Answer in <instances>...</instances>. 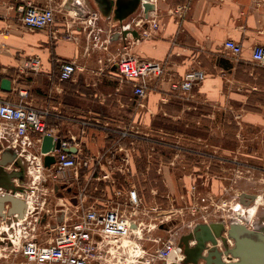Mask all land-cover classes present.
Wrapping results in <instances>:
<instances>
[{"label":"crops","instance_id":"crops-1","mask_svg":"<svg viewBox=\"0 0 264 264\" xmlns=\"http://www.w3.org/2000/svg\"><path fill=\"white\" fill-rule=\"evenodd\" d=\"M31 1L55 6L52 0ZM115 1L104 10L97 0H78L77 8L89 17L84 30L65 14H57L50 29L32 30L22 23L16 0H0V81L7 77L12 84L10 92L0 88V96H14L16 89L25 87L27 102L47 107L48 123L59 125L63 138L76 143L80 154H90L102 168L112 160L109 149L114 136L109 130L132 126L150 131L157 127L153 122L157 117L173 116L169 110H209L211 122L217 113L227 114L264 135V64L252 57L254 47L264 45V0H154L150 19L158 20L159 28L141 36L130 31L125 37L122 30L127 25L140 30L147 15L140 11L118 26ZM229 38L242 44L240 55L225 47ZM125 43L138 58L160 64L144 97L135 95L117 69L115 58ZM35 54L42 57L40 72L21 73L25 58ZM64 60L74 61L77 70L72 79L61 81L59 65ZM193 68L204 71L203 81L188 92L175 88ZM101 174L97 168L91 178L102 179ZM49 199L50 221L70 215L74 202L70 195L59 192ZM241 222L250 231L238 240L228 236L222 243L219 239L217 248L236 252L230 259L224 255L226 261L239 262L245 256L249 264H257L264 259V221L245 218ZM207 245L211 250L212 245Z\"/></svg>","mask_w":264,"mask_h":264},{"label":"built area","instance_id":"built-area-1","mask_svg":"<svg viewBox=\"0 0 264 264\" xmlns=\"http://www.w3.org/2000/svg\"><path fill=\"white\" fill-rule=\"evenodd\" d=\"M16 1V10L27 28L45 30L55 24L59 10L54 5L39 4L31 0ZM153 1L150 0L155 4ZM145 2L147 0H142L143 4ZM140 11H144L143 5ZM153 12L149 10V16L145 20L147 23L141 24L140 36L146 35L148 30L159 28V21L150 19V14ZM82 13L85 16V12ZM225 47L236 56L242 52V44L231 38L225 41ZM252 57L255 61L264 64L263 44L254 47ZM115 62L120 76L132 84L134 93L138 97L146 95L152 74L160 70L159 63L135 56L127 43L119 48ZM42 65V57L35 54L25 58L20 72L38 73ZM76 70L77 65L74 61H61L58 79L61 81L72 79ZM204 78L205 73L202 69L193 68L185 74L181 82L174 84V87L188 92ZM16 90L14 96H0V159L7 150L14 155V159L4 165V169L7 172L21 171L22 175L11 177L14 189L8 192L23 198L27 203V210L25 215L20 217L17 212L9 213L10 206L8 203L5 205V215L0 216V232L4 235L0 237L1 242H6L12 251L21 252L28 262L35 264L182 263L185 253L179 240L183 234L178 238H154L152 241L158 243L154 248L144 246L140 240L144 228L138 208L142 200L136 186L129 179L131 176L128 173L133 174L123 170L127 168L130 153L118 143L116 147H121L120 152L109 149L112 160L106 162L107 164L113 161L121 172L124 171L123 182L128 187L124 189L114 187L109 199L104 201L97 203L91 200L92 194L86 189V181L83 179H92L91 176L99 168V171H103L102 179H95L109 180L115 185L117 178L111 174V169H107L106 164L102 168L99 161L93 163L90 154L85 152L80 154L76 143L63 138L59 125L52 126L48 123L51 111L47 107L37 108L29 104L26 100L29 93L25 87ZM136 132L138 130L132 126H120L109 130V134L117 137L135 136ZM46 135L53 136L55 142L60 139V147L43 152L42 143ZM71 148L75 150L71 151ZM48 154L55 156V161L49 166L44 163V158ZM6 192V188L0 187L1 195ZM59 192L61 195H70L74 201L71 204L73 210L69 216L62 219L56 216L50 221L46 214L50 210L45 204L49 196L57 197ZM58 207L60 211L65 209L62 208L64 205ZM246 207L242 205L241 210L232 219L241 221L247 219ZM43 210L45 213L43 219H40ZM29 217H34L36 222L47 219L46 222L51 229L47 241H42L36 234L25 235L22 241L18 239L16 227L25 226ZM159 226L167 231L171 230V227L163 222H160ZM173 253L175 258L171 257Z\"/></svg>","mask_w":264,"mask_h":264},{"label":"rangeland","instance_id":"rangeland-1","mask_svg":"<svg viewBox=\"0 0 264 264\" xmlns=\"http://www.w3.org/2000/svg\"><path fill=\"white\" fill-rule=\"evenodd\" d=\"M53 4L59 10L57 14L75 20L83 30L89 25V18L77 8L78 0H53ZM181 113L186 116H177ZM208 113L209 110H169L173 116L157 117L153 121L155 129L137 128L136 135L130 137L114 135L110 149L120 152L121 147H116L119 143L131 156L123 170L133 174L128 173L129 179L142 200L138 208L144 228L140 240L146 247L158 244L152 241L154 238H178L198 222L232 219L244 205L240 202L243 193L255 195L246 208L247 218L264 221L263 133L223 113H217L211 122ZM106 165L117 178L115 185L109 180L83 179L91 200L97 203L109 199L114 187H128L123 182L125 173L117 164L111 161ZM259 195L262 200L255 203ZM45 205H51L49 197ZM47 209L50 217L53 210ZM44 213L43 210L40 219ZM46 221L36 222L29 217L25 226L16 227L18 239L36 234L47 241L51 229ZM160 222L171 230L161 228ZM1 241L0 238V264H35Z\"/></svg>","mask_w":264,"mask_h":264},{"label":"water","instance_id":"water-1","mask_svg":"<svg viewBox=\"0 0 264 264\" xmlns=\"http://www.w3.org/2000/svg\"><path fill=\"white\" fill-rule=\"evenodd\" d=\"M100 2L102 7H108L109 9L112 8L114 1L113 0H97ZM133 2L132 6L137 10L139 7L144 6V11L149 16V10L155 9V4L151 3L150 0H147L144 4L142 0H118L117 5L120 7V11L126 6V2ZM128 8L131 7L130 3L128 4ZM127 8V7H126ZM134 10L133 8L130 9V12ZM129 12V13H130ZM103 13V12H102ZM128 13V14H129ZM103 15H105L103 13ZM126 16H118L115 20V24L118 26H124V22L126 20ZM132 32L134 36L140 35V30L134 28H127L122 30L121 34L122 37L128 34V32ZM0 88L5 91L11 90V79L3 78L0 81ZM61 145V140L57 139L54 141L53 136L46 135L43 138L42 143V151L48 152L53 150L54 148H58ZM75 148H71V151H74ZM14 159V155L10 153V151H5L3 153L2 159H0V187H4L7 189L6 194H0V214L5 215L3 212V208L7 202L12 204V207L8 209L9 213H19L20 217L25 215L27 210V203L23 198L17 197L14 194L8 192L10 189H14V185L11 182V177L14 175L21 176L22 172H7L4 169V165ZM55 161V156L53 155H46L44 158L45 165L49 166ZM255 199V195L251 193H243L240 195V202L246 206L251 205L253 200ZM250 230L246 227L244 223H242L239 219H232L229 221V228H226V221L225 220H213L210 222H199L193 228L192 231L183 234L180 237L179 243L182 245L184 249V253L186 255L185 260L182 263H174V264H200L201 261L205 262L204 264H249L248 259L243 256L242 261L239 262H232L231 260L226 261L223 259L224 255H228L230 259L231 254H236L235 251L226 250L224 251L222 248H217L219 239L222 240L224 243L227 240V237H234L237 240L239 239L240 234L244 232H249ZM227 233V236L224 233ZM191 240H195V244L192 246L190 244ZM207 244L212 245L211 250H209V246ZM207 254H205V251ZM172 258H175V253L171 255ZM257 264H264V259L258 260Z\"/></svg>","mask_w":264,"mask_h":264},{"label":"flooded vegetation","instance_id":"flooded-vegetation-1","mask_svg":"<svg viewBox=\"0 0 264 264\" xmlns=\"http://www.w3.org/2000/svg\"><path fill=\"white\" fill-rule=\"evenodd\" d=\"M113 1H114V0H113ZM117 2H118V0L115 1V3H116V9H117V10H116V13H117L118 16L121 15V16H126V18H129V17L132 16L133 14H136V15L139 14V11H140L141 8L139 7L138 10H137V8L135 9L134 6H132L133 2H130V1H129L128 3L126 2V4H125L126 6L123 8L122 11H120V7L117 5ZM129 3H130V5H131L130 8H128V6H129L128 4H129ZM131 3H132V4H131ZM113 5H114V4H113ZM126 7H127V8H126ZM107 8H108V7H106V8L104 7V10H105V9L107 10ZM132 8H133L134 10H132V11L130 12V9H132ZM108 9H109V8H108ZM129 12H130V13H129ZM128 13H129V14H128Z\"/></svg>","mask_w":264,"mask_h":264},{"label":"bare ground","instance_id":"bare-ground-1","mask_svg":"<svg viewBox=\"0 0 264 264\" xmlns=\"http://www.w3.org/2000/svg\"><path fill=\"white\" fill-rule=\"evenodd\" d=\"M262 200V197L259 195L256 200L255 203H260V201ZM247 208V207H246ZM253 211V209H251Z\"/></svg>","mask_w":264,"mask_h":264}]
</instances>
